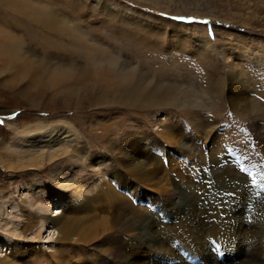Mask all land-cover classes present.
Listing matches in <instances>:
<instances>
[{
	"label": "rangeland",
	"instance_id": "rangeland-1",
	"mask_svg": "<svg viewBox=\"0 0 264 264\" xmlns=\"http://www.w3.org/2000/svg\"><path fill=\"white\" fill-rule=\"evenodd\" d=\"M40 11L76 23L81 36L87 35L90 39L80 47L74 39V31L51 30L32 21L31 13ZM0 27L11 35L0 40V203L3 206L0 226H4L0 227V264H102L109 258L107 252L120 243L118 240L125 250V244L133 237L128 231L113 230L117 214L114 199L122 200L132 212L124 223L133 224L137 216L147 220L155 216L166 224L171 223L174 221L170 217L174 211L171 198L179 188L186 193L192 190L197 193L196 186L203 181L206 165L220 162L221 166L240 167L239 176L247 191L249 177L256 176V184L264 181V146L250 127L256 114L247 112L242 116L240 110L231 107L230 86L224 79L229 66L235 64L244 72L247 82L264 86V0H54L52 3L0 0ZM196 36H201L204 43ZM93 41L103 48L99 49ZM22 45L28 54L48 61L43 65L27 63L37 69L27 79H22L6 63V59H17L19 54L13 56L14 48ZM103 49L111 51L120 62L112 63ZM211 58L217 63L210 64ZM123 62L131 64L122 66ZM54 63H75L74 80L69 85L73 86L72 94L61 92L52 80V73L57 69ZM137 66H141V72L134 70ZM131 70L134 76L127 86L133 88L132 98L137 100L127 101L129 97L122 86L117 87L116 79ZM149 71L155 73L156 79L165 80L159 85L162 91L166 90V85L180 84V89L175 93L159 92L152 75L150 79L141 77L152 74ZM189 83L200 88L194 90ZM247 94L264 105V97L259 93L254 95L251 90ZM151 95L164 105L150 108L140 104L142 98ZM65 96L70 99L68 107L63 103ZM193 100L210 109L196 110L205 122H198L200 132L190 123L192 111H185L189 109L188 101ZM89 117L99 124L112 125L105 140H94L86 132L88 126L93 125L95 129L97 124ZM17 120L20 123H16ZM61 121L74 124L82 147H86L83 151L80 146H74L79 155L65 158V166H69L68 161L72 159L81 165L80 176L84 172L89 174L87 190H83L87 194L108 192L106 198L95 202L88 212L80 210L83 206L80 200L69 199V189L55 192L48 168L37 171L8 168L17 164L5 148L17 145L19 130L28 125L41 129L44 124L51 126ZM169 131L176 137L170 141L167 140ZM92 132L97 135L100 130ZM121 148L132 158L127 159ZM88 150L92 158L100 155L110 160L101 172L89 173V160L82 159ZM144 159L147 163L162 165L168 181L155 184L148 180V174L135 179L123 167L139 164ZM82 167H86V171ZM146 167L150 168V163ZM210 176L209 192L202 194L206 199L221 195L224 192L221 185L228 180L223 177L218 182L216 176ZM35 181L44 185L41 194L47 202L52 194L54 197H58V193L62 195L58 198L60 205H54L49 212L53 220L79 219L83 222L80 232L85 229L87 232L90 227L98 230L83 237L87 241L75 235L65 242L59 235L61 239L55 242L58 236L55 229L59 226L53 224L55 227L43 231L41 240L35 239L34 232L39 226H29V221L42 213L39 208L30 207ZM233 183L240 187L239 182ZM262 194L264 196V192ZM253 208V204L247 207L248 210ZM10 229L15 230L17 236L6 235L4 230ZM211 243L210 251L216 261L240 264L233 261V253L220 242ZM175 251L184 263H205L203 258L198 262L195 255L182 246L176 245ZM250 256L264 263L263 243L256 246ZM175 261L179 259L170 263Z\"/></svg>",
	"mask_w": 264,
	"mask_h": 264
},
{
	"label": "bare ground",
	"instance_id": "bare-ground-1",
	"mask_svg": "<svg viewBox=\"0 0 264 264\" xmlns=\"http://www.w3.org/2000/svg\"><path fill=\"white\" fill-rule=\"evenodd\" d=\"M31 14L32 16H30V19L32 21L39 23L41 26H44L47 29L74 31V39L78 40L80 47L85 45L86 42L90 39V37H88L87 35L85 37L81 36V30L78 28L76 23H72V21H69L63 17L57 18V16L46 14L42 11ZM76 30H78V34H76ZM3 36L11 35L7 30L0 27V40L3 39ZM200 37L201 36H196L198 40H201L200 42L204 43V41H202L203 39H200ZM95 44L99 49L103 48L102 45L96 42ZM22 46L14 48V50L16 51L13 56H17L19 54L17 59H6V63L9 64L14 71H17V75L21 76L22 79H27L37 71V69H33L31 66H28L27 63L31 64L32 62H34L43 65L47 64L48 61L46 60V58L42 59L40 57H34V54H28V50L24 51V45ZM101 51L110 55V57L112 58V63L115 64L120 62L119 58L112 56L111 51H107L106 49H103ZM77 53L80 54L81 51L79 50L77 51ZM210 60V64L212 62L214 64L217 63L215 58H211ZM74 64H53V66L57 69L52 73V80L58 86L61 92L64 91L65 93H67L69 91L71 94L73 92V86L69 85L74 80ZM128 64L131 63L123 62L122 66H128ZM134 70L141 72L142 68L141 66H137ZM134 70H131V72L128 73H123L120 78L116 79L117 87L122 86V90L126 91L125 94L129 97V99H126L127 101L137 100L135 98H132V93L134 91L133 88H129V86H127L129 84V81L132 80L131 78H133L134 76ZM149 72L152 73L151 71ZM226 72L227 76L224 79L227 80V83L230 86V91L228 92L229 104L232 108L240 110L242 116H245L247 112L248 114L250 113L252 115L256 114V116L253 117L252 122L250 123V127L264 146V105L258 102L256 99L252 100V97L247 94L248 91L252 90L254 95L256 93H259L260 96L264 97V86L260 85L261 83L258 85H255L254 83L250 84L249 80L247 82L244 79V72L235 64H231L228 71ZM150 75H152L154 77V80H156L155 89L158 88L159 92H165L166 94L167 92L175 93L180 89V84L173 85L171 87H168V85H166V90L162 91L161 87L159 88V85L165 80L157 76L156 79L154 72L149 75H142L141 77L150 79ZM188 86L192 87L194 90L200 88L194 83H189ZM69 102V97L65 96L63 98L65 107L69 106ZM139 102L140 104L147 105V107L150 108L164 105L163 101H159V99L155 98L154 95L142 98ZM188 107L189 109L185 108L186 113L188 111H192L193 113L191 114L190 112H188L192 116L191 118H189L190 123L193 125L195 131L200 132L201 128L199 127V123L201 122L204 124L205 122L200 116V112H197L196 110L199 109L198 111H209L210 109L208 106H202V104L196 100L188 101ZM194 117H196V119H194ZM90 118L93 119L92 117H89V120ZM93 120H91V122L97 123L95 124V129L100 130V133H98L97 135L93 134L92 130H95L93 125H90V127L88 126L86 132H89V136L95 138L94 140H105V138L111 133L112 125H102L99 124L96 119L94 121ZM17 121L16 123H20L19 120ZM157 124L155 125L157 126ZM165 132L166 131H164V133ZM17 134V145H9L5 148L7 151H10L12 153V159L15 160L17 164L16 167H8L9 169H29L31 171H37L48 168V171H50L49 179L54 186L55 192L60 190L65 191L66 189H69V199L74 202L80 200L83 205H81L82 208L80 210L84 212L90 211L95 202L103 199L105 197V193H108L106 191L102 194L96 195L93 192H91V194H87L83 191L87 190V182H89L87 181V177L89 176V174L84 172L86 171V167H82L85 168V170L82 171V173L84 172L83 176H80L81 165H79V163H76V161L71 159L68 161L70 162V165L65 166L63 161L65 158L71 155H79V151H76L75 149L77 148L74 149V146H80L81 150L83 151L86 149V147H82L80 133L78 132V130H76L74 124H72L71 122L61 121L60 124L51 126L44 124L41 129H37L34 126L28 125L21 131L19 130ZM178 136L181 137V135ZM175 138L176 137L170 134L169 131L167 140L170 141ZM121 149V153L126 154L127 159L132 158V156H128V153L125 152L123 148ZM262 151V154L264 156V147ZM90 153L91 152L88 150V152L82 156L83 160H89V173L91 174V172L93 171L101 172L102 169L109 164L110 160L105 156L102 157L100 155L98 157L93 156L94 158H92ZM151 160L154 159L151 157ZM59 162L62 163L58 165ZM0 163L2 164L1 161ZM149 163L150 168L146 167V165H148ZM149 163H147V161H145L144 159L139 164H124L123 167L124 169L126 168L127 172H130V174L133 175L135 179H137L138 177L144 178V176L148 174V180L153 181V183L155 184H161V181L164 180L168 181L166 180L167 173H165V169L162 165H159L157 163L153 164L151 162ZM240 170L241 168L237 166H234L233 168H229L226 165L221 166L220 162L213 165H206V168L202 173L203 181L201 179L202 183L196 186L198 191L197 193L193 192V190L190 193H186L185 191H183L184 189L181 190V188H179V190L176 191L173 195L174 197L171 198L170 201L172 202V209L174 211L171 213L170 217H173L172 219H174V221L168 224L165 223L166 221L164 222V220H160V218L156 219L154 215V217L152 216L154 220L153 218L147 220L145 218H142L141 216L138 217L135 214L134 215L135 217L137 216V218L133 220V224H130L128 222L124 223L128 219L127 216L131 211L129 210L127 205L123 203L122 200L114 199L113 203L116 204L117 210H115L117 214L115 219L116 223L113 230H124V232L128 231L132 234L133 237L131 238V242L125 244V250L121 245L122 242L118 240V242L120 243L113 246L111 250L108 249L109 251L107 252V255L109 256V258L105 259L104 263L102 264H171L170 261L177 258L179 259V262L175 261L173 262V264H187L184 263V260L179 257L177 252L175 251L176 245L182 246L186 250H190L195 255L198 262L201 258H203L202 260H205L204 264H223L216 261L215 257L211 254L210 249L213 246L211 242H214V244H218V242H220L223 248H226L228 251L233 253L234 262L239 261L240 264H264L257 261L259 260L258 257L255 256L254 258H252L250 256L253 252L256 251V246L261 243H263L264 246V196L262 194L264 192L262 191V189L264 190V181L256 184V176L249 177L250 188L249 191H247L242 184L241 176H239ZM251 172L252 171H248L249 174ZM160 176L162 177V179L160 178ZM209 176H216L218 182H221L223 177L227 178L228 180L225 182V184L221 185L222 188H224V192L221 195H212L210 196V199H206V196L202 194L209 192V190H207L209 185L208 183L209 180H212L209 179ZM253 178L254 180H252L251 182V179ZM79 179L82 180H80L79 182ZM76 180L78 181L77 184L75 183ZM234 181L239 182L240 187L238 185H235L233 183ZM162 185L164 187V184ZM33 188L34 189L32 194L34 195V199L30 203V207L35 209L39 208V211L42 212L40 213V216H32L34 217L33 220L29 221V226L32 225L33 227L37 224L39 226L34 232L35 239L41 240L43 231H46V229L54 225L59 226L58 229H55L58 231V236L55 242H59L61 238L65 242H68V240H71V238L75 235H78L79 240L87 241L86 238L83 237H87L98 230L97 228L92 229V227H90L89 231L86 232L87 229H85L80 232V228L83 225V222L79 219H70L64 222H62L63 219L53 220V216H51L49 212L52 211V207L54 205H60V201L58 200V198H60L62 195L58 193V197H54V195L52 194V199L47 202V200L44 199L45 196L41 194L44 185L38 181ZM206 200H208V202H206ZM251 204H253L254 210L247 209V207L249 208ZM11 207L13 210L14 207ZM61 207H63V205L59 206V209ZM2 209L3 206L0 203V214H2ZM60 213L63 217V211ZM85 218L88 219V217ZM12 230L13 229L4 231L6 232V235H9L11 237L17 236L16 231ZM103 231L106 230L103 229ZM59 235H61V238H59ZM158 258H160V261H157ZM162 259L163 261L161 262ZM198 264L201 263L199 262Z\"/></svg>",
	"mask_w": 264,
	"mask_h": 264
},
{
	"label": "snow or ice",
	"instance_id": "snow-or-ice-1",
	"mask_svg": "<svg viewBox=\"0 0 264 264\" xmlns=\"http://www.w3.org/2000/svg\"><path fill=\"white\" fill-rule=\"evenodd\" d=\"M45 2L52 3L54 0H45Z\"/></svg>",
	"mask_w": 264,
	"mask_h": 264
}]
</instances>
